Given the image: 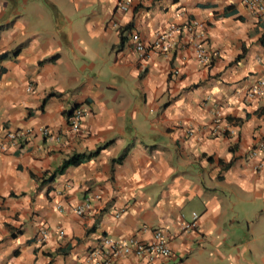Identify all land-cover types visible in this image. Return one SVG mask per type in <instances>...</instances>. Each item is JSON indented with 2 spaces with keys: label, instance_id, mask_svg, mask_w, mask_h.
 Returning a JSON list of instances; mask_svg holds the SVG:
<instances>
[{
  "label": "crops",
  "instance_id": "obj_1",
  "mask_svg": "<svg viewBox=\"0 0 264 264\" xmlns=\"http://www.w3.org/2000/svg\"><path fill=\"white\" fill-rule=\"evenodd\" d=\"M170 25L169 52L147 50ZM258 79L264 19L241 0H0V264H87L103 237L153 229L169 256L112 264H264Z\"/></svg>",
  "mask_w": 264,
  "mask_h": 264
},
{
  "label": "built area",
  "instance_id": "obj_2",
  "mask_svg": "<svg viewBox=\"0 0 264 264\" xmlns=\"http://www.w3.org/2000/svg\"><path fill=\"white\" fill-rule=\"evenodd\" d=\"M150 0H143L144 3ZM244 7L251 12L255 17L264 19V0H241ZM128 2H124L119 6L120 10H125L127 8ZM192 25H196L193 22ZM178 31V27L170 25L165 31L156 33L151 44L147 45V50L151 48H156L158 52L167 54L169 50L174 46L173 34ZM133 42L135 50L139 53L144 52V47L142 43L133 36ZM189 44L191 46L194 58L203 64L208 62V52L201 47L199 40L190 39ZM264 89V80L258 79L248 90L247 96L252 97L254 95L260 94ZM84 111L81 108H75L68 115V129L71 133H76L80 130V122L83 118ZM187 134H191L192 130L187 129ZM43 136L49 135L48 132L43 129L41 131ZM6 138H13L11 133L4 135ZM3 146L0 147L3 149ZM261 154L255 167L264 166V138L256 140L253 145L247 151L248 159L255 158L258 154ZM89 202L85 201L77 206H75L72 211L78 215H82L83 212L88 208ZM197 215L192 214V221L185 226L193 227L195 224V219ZM58 234H62L61 230L57 231ZM46 232H42V237L44 238ZM40 239V238H39ZM170 249L167 243V237L160 229L151 230V237L148 241H139L136 238H129L126 240H114L109 237H103L101 239V244L93 251L94 257L87 264H112L113 257L133 255V256H144L151 258L153 256H169Z\"/></svg>",
  "mask_w": 264,
  "mask_h": 264
},
{
  "label": "trees",
  "instance_id": "obj_3",
  "mask_svg": "<svg viewBox=\"0 0 264 264\" xmlns=\"http://www.w3.org/2000/svg\"><path fill=\"white\" fill-rule=\"evenodd\" d=\"M95 152H91V153H73L70 156H68L66 159H63L60 163V165L53 170L52 172L49 173L48 178H52L53 175H55V173H59L60 171H62L65 167H67L68 165L75 163V162H79V161H83L85 159H88L90 156L94 155ZM118 160L120 159V157L117 158ZM228 164H226L225 166H227ZM45 174H47L45 172Z\"/></svg>",
  "mask_w": 264,
  "mask_h": 264
},
{
  "label": "clouds",
  "instance_id": "obj_4",
  "mask_svg": "<svg viewBox=\"0 0 264 264\" xmlns=\"http://www.w3.org/2000/svg\"><path fill=\"white\" fill-rule=\"evenodd\" d=\"M264 138V137H263ZM258 140V139H257Z\"/></svg>",
  "mask_w": 264,
  "mask_h": 264
}]
</instances>
